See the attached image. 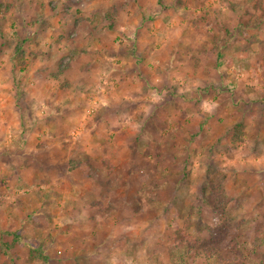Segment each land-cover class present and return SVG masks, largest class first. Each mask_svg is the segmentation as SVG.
<instances>
[{"label":"rangeland","instance_id":"obj_1","mask_svg":"<svg viewBox=\"0 0 264 264\" xmlns=\"http://www.w3.org/2000/svg\"><path fill=\"white\" fill-rule=\"evenodd\" d=\"M215 171L264 264V0H0V264H170Z\"/></svg>","mask_w":264,"mask_h":264},{"label":"trees","instance_id":"obj_2","mask_svg":"<svg viewBox=\"0 0 264 264\" xmlns=\"http://www.w3.org/2000/svg\"><path fill=\"white\" fill-rule=\"evenodd\" d=\"M233 7H236L234 5ZM243 15H246V19H250L252 14L248 10L242 11ZM251 25L249 22L248 26ZM18 51V50H17ZM218 53V52H217ZM220 56V55H219ZM218 56V57H219ZM202 130V125H199L194 133L191 132V139L196 140L195 136L199 135ZM232 132L231 141H237L242 134V124L233 123L229 125V129ZM106 165L107 160H103ZM72 163V162H71ZM111 167V166H110ZM110 169V168H109ZM184 177L187 175L184 173ZM224 175L219 171L213 173L209 172L205 175V179L200 184V200L202 206H204L210 214L218 218V222L214 225L205 223L203 214L204 209L202 207H190L189 213L182 218V224L180 232L177 237L172 241V245L168 248V255L170 264H245L247 261L246 255L241 253L242 247L245 245L243 236L239 233V227H237L235 220L228 219L227 207L229 198L226 194L224 185ZM179 183H176L175 186ZM176 186V187H177ZM193 214L198 215L197 222L199 226L197 229L201 234L192 236L190 229L193 225L191 216ZM180 217V216H179ZM32 227H39L40 224L35 220H32ZM23 237L18 234H13L11 242H4L3 247H12L14 244L22 243ZM27 246L30 249L29 259L41 260L43 264H50V259L44 254L43 249H35L27 241ZM260 245H255L252 249L253 254L262 257L263 252H259ZM3 250L0 256H6V252ZM231 258L225 261L223 256L229 255ZM223 261V262H221ZM159 264H163L159 262Z\"/></svg>","mask_w":264,"mask_h":264},{"label":"crops","instance_id":"obj_3","mask_svg":"<svg viewBox=\"0 0 264 264\" xmlns=\"http://www.w3.org/2000/svg\"><path fill=\"white\" fill-rule=\"evenodd\" d=\"M100 124H101V123H100ZM94 148H95V147H94ZM34 151H35V150H34ZM47 160H48V161H47V165H48V164H50V163H49V161H50V158H47ZM45 171H48V169H47V170H45Z\"/></svg>","mask_w":264,"mask_h":264}]
</instances>
